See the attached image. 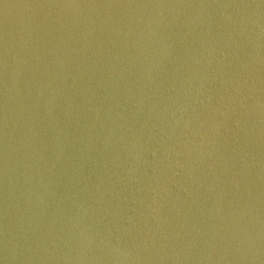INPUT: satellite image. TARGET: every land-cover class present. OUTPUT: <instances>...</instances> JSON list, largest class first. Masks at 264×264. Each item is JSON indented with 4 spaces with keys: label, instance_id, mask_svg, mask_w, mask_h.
Listing matches in <instances>:
<instances>
[{
    "label": "water",
    "instance_id": "obj_1",
    "mask_svg": "<svg viewBox=\"0 0 264 264\" xmlns=\"http://www.w3.org/2000/svg\"><path fill=\"white\" fill-rule=\"evenodd\" d=\"M0 264H264V0H0Z\"/></svg>",
    "mask_w": 264,
    "mask_h": 264
}]
</instances>
